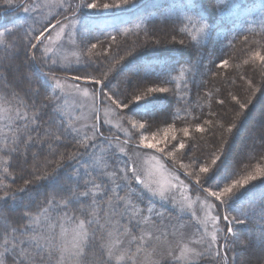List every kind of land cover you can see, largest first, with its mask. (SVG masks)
Here are the masks:
<instances>
[{
  "label": "trees",
  "instance_id": "obj_1",
  "mask_svg": "<svg viewBox=\"0 0 264 264\" xmlns=\"http://www.w3.org/2000/svg\"><path fill=\"white\" fill-rule=\"evenodd\" d=\"M26 2L27 0H12L11 4H7L5 0H0V32H4L5 28L12 30L0 37V144L7 140L11 145L17 128L22 123L17 116V109L21 113L27 111L29 117L34 111L39 112L40 127L30 133L33 137L43 136L45 127L51 126L54 129L55 124H50L53 119L57 122L62 120L65 126L72 128L65 119L66 115L61 112L59 96L51 92L41 75H55L93 85L83 79L75 80L76 76L89 75L103 81L102 84L93 85L99 92V99L102 95L112 96L113 100H124L125 97L132 99L148 88L169 89L166 93L149 94L145 97L148 101L146 104L136 102L140 104L139 107L130 105V110L118 108V114L137 124V129L133 130V140L127 141L130 146L141 147L137 144L138 136L146 135L153 141L163 136L164 140L166 129H171L172 135L183 140L185 148L177 151L175 156H168L172 149L166 146L163 153L154 151L172 169L184 176L190 177L185 166L196 173H199L201 165L215 168L211 161L221 154L222 148L227 151V156L223 158L221 168L226 167L231 173L225 183L264 170V109L257 116L253 114L255 108L264 103V62L254 57L256 52L264 55V0H129L120 7L107 9L102 6L121 4V0H67L63 7L57 2L50 7H43V21L38 20L34 25L31 21L22 23L14 20ZM89 4H95L96 7L90 9L87 6ZM73 17L82 19L86 27L76 39L83 61L75 69H49L50 66L42 65V44L58 26V22L61 24ZM99 18L115 19V22L110 27L103 28L93 25L92 21ZM202 25L206 27L201 30ZM43 27H47L48 31L41 38L38 49L33 50L28 42L31 40V43H38L34 37L39 35ZM33 52L35 60L32 59ZM223 60L228 61L227 68L221 66ZM26 76L31 77V80ZM13 93L18 96L13 97ZM233 96L236 97L235 100L232 99ZM21 100L25 104H21ZM220 101L224 103L221 104ZM237 101L240 104L246 103L247 106L240 108ZM33 104L35 107H32ZM140 124H144L148 130L141 129ZM197 124L205 131L199 132ZM233 124L235 127L229 132L228 128ZM250 125L256 126L252 137L247 130ZM185 127L189 129L187 137L183 133ZM98 131L101 135H97L95 140L84 141L92 145L87 149L78 144L83 139L78 131L65 137L56 154H50L47 145L30 148L27 167L30 169L33 164L32 152L39 153L37 160L40 165L46 161L51 162L47 167L49 172L58 163H62L64 166L60 175L65 184L77 182L73 177L77 167L83 172L85 166H91L90 170L92 167L104 169L107 164L110 165L106 169L109 174L117 168L123 169L126 156L117 152L115 146L109 143L120 138L102 126H99ZM171 132H168V142L176 143L177 141L171 140ZM153 134L158 137L150 136ZM20 147L23 148V144ZM60 153H64L65 157L68 153H78L79 158L75 161H60ZM6 158L5 153H0V169L9 167V172L14 173L17 178L13 182L9 177L4 181L5 184L16 189L23 185L25 179H33L32 176L21 173L16 166L17 158L8 159L7 164L4 162ZM193 158H196L195 163ZM130 165L129 163L128 166ZM92 174L97 176L95 171ZM35 175H39V172ZM120 176L122 173L118 174ZM192 176L191 180L196 185ZM65 177L70 179L66 180ZM128 180L135 190L132 200L144 208L148 207L147 193L142 190L139 181L133 179L131 173ZM79 183L83 184V180ZM103 183L112 186L107 176ZM115 183L119 185L123 182L117 178ZM208 186V183L204 185L205 188ZM51 190L43 181L33 185V194L40 201L44 199L43 194ZM95 191L98 206L94 214L105 228L100 229L93 224L96 240L85 249L79 264H98L101 242L117 238L122 231L119 227L112 237L107 235L106 220L112 209L107 203V197L102 196L100 190ZM116 191L119 196L127 198L129 189L117 188ZM236 192L237 195L230 201L228 208L221 205L219 211L244 221L235 226V232L239 236L238 240L245 245L241 247L237 241L232 246L234 250L221 251L226 252L229 257L228 264H264V246L256 239L264 232V176L257 177L245 189H237ZM68 195L64 193V196ZM21 196L26 197L27 194L22 193ZM60 199L61 197H57L58 201ZM90 200L91 197L84 203H90ZM18 205L19 201L14 203L11 199L6 203L0 202V216L7 217V221L0 219V228L5 223L17 226L23 223L18 219L22 211ZM123 207V203H120L116 214L111 216L112 221H118L120 226L131 217L119 214ZM78 209L79 205L76 204L69 205L68 208L49 209L50 223L55 224L58 239L62 228L66 227L68 231L75 228L78 221L73 217L84 219ZM29 211L34 216L39 213L35 205ZM242 212L246 214L241 215ZM131 222V234L137 235L141 227H134L137 219ZM37 231H40L38 227ZM125 240L123 239L124 247L135 252L137 244L125 243ZM246 247L249 250L245 251ZM150 248L151 245H147L144 249ZM144 255L139 254L138 264L150 263L149 254H146V259ZM167 258L160 260V264L165 261L172 264L171 258ZM210 259L212 258L205 257L197 264H208Z\"/></svg>",
  "mask_w": 264,
  "mask_h": 264
},
{
  "label": "snow or ice",
  "instance_id": "obj_2",
  "mask_svg": "<svg viewBox=\"0 0 264 264\" xmlns=\"http://www.w3.org/2000/svg\"><path fill=\"white\" fill-rule=\"evenodd\" d=\"M128 2L129 0H121V4H104L102 7L105 9L120 7ZM5 3L11 4L12 0H5ZM87 6L90 8L96 7L95 4H89ZM25 11L27 12L28 9L25 8ZM58 25L60 26L61 32H63L65 26L60 25L59 22ZM203 27H206V25H202L201 30ZM11 31V29L5 28L4 32H0V37H3L5 33H11ZM47 31L48 28L43 27V30L39 32V35L34 37L38 43H31V40H29L28 43L33 50L38 49L39 42H41V38L45 36V32ZM93 47H95V45H93ZM46 51L49 50L46 49ZM254 57L261 62H264V55H261L259 52L254 53ZM32 59L35 60L34 52ZM53 63H55V61ZM221 66L227 68L228 61L223 60ZM26 78L29 81L31 80V77L26 76ZM81 79L88 81L93 85L103 83L102 80H96L89 75L75 77L76 81ZM104 79H106V75ZM74 86L78 88V85ZM168 91L169 89L165 87L148 88L143 94L134 95L132 99L125 97L124 100H113L112 96H107V99L118 108L130 110V105L134 107L140 106V104L136 102H143L146 104L148 101L145 100V97L149 94L166 93ZM101 92H103V89H101ZM85 95H88L87 90H85ZM17 96V93H13V97ZM93 99H95V93H93ZM232 99L235 100L236 97L233 96ZM220 103L223 104L224 101H220ZM237 103L240 108H245L247 106L246 103L240 104L239 101H237ZM21 104H25V101L21 100ZM32 107H35V104H33ZM16 113L22 123L18 126L17 133L14 135L11 145H9L7 140H5L3 144H0V153L6 154L7 158L4 161L6 164L8 163V159L12 157L17 158L18 162L16 166L20 168L21 173L30 175L33 179H25L21 187L12 189L11 186L5 184L4 181L11 177L14 182L17 177L14 173L9 172V167H3L0 169V192H2V195H0V202L6 203L8 199H11L14 203L19 201L18 206L22 211L20 212L18 219L23 222L18 226L5 223L3 228H0V241H2L0 242V264H73V262L79 264V261L85 254V249L96 240L95 229L92 228L93 224L98 225L100 229L105 228V225L100 224L99 219H97L94 214L95 209L98 206L95 190H100L101 195L107 197V203L112 209L106 220L108 226L107 235L112 237L113 233L118 231V228L121 227L118 221L113 222L111 219V216L116 214V210L119 208L120 203H123L124 205L123 211L119 213L120 215H130L131 219H137V216L139 215L138 209L134 211L135 205L131 197L135 190L131 188V182L128 180V176L129 173H131L133 179L137 181L140 180V177L137 175L135 168H129L128 166L129 163L132 162L131 157L125 161L123 169L117 168L110 174L106 171L110 166L107 164H105L104 169L92 167L90 170L91 166H85L83 172L77 167L73 174V177L77 181L75 184H65L62 182L60 175V170L64 166L62 163H58L57 166L49 172L47 171V167L51 162L46 161L43 165H40L37 160L39 153L36 152L31 153L33 164L29 169L27 165L29 157L28 150L30 148L36 145H40L41 147L47 145L49 153L56 154L59 151V146L64 143L65 137L70 135L71 132H76L78 130L65 126L62 120L57 122L53 119L50 121V124H55L54 129L51 126L45 127L43 129V136L38 135L37 137H33L30 133L40 127L39 112L34 111L31 117L28 116L27 111L21 113L19 109H17ZM135 126L136 124L133 121L132 127L135 128ZM234 127L235 125L233 124L228 128V131L231 132ZM140 128L145 131L148 130L144 124H140ZM196 128L199 132L205 131V129L199 124L196 125ZM168 132L169 130L166 129L164 141L153 143L148 140L147 136H141L140 143L143 144L144 148L158 149L161 153L165 152L166 149L165 147H159V144L164 143L167 148L172 149V151L169 152V155L175 156L177 151L185 148V143L183 140H178L174 134L171 136V140L177 142L169 143L167 139ZM92 133L91 137L85 133L83 139L78 141V144L84 149L92 146L88 143H84V141L95 140L97 135H101L95 124L92 126ZM183 133L184 136L187 137L189 135V129L185 127ZM153 138H155V134H153ZM21 144H23V148L20 147ZM120 151L124 152L125 149L120 148ZM220 152L221 154L215 156L211 161L212 165L216 166L215 168L210 169L208 166L201 165L199 166V173H192V175L195 176V182L196 185L199 186V190L206 193L208 197H213L218 201V204L212 205V207L217 210H219L221 205L225 206L227 209L230 201H232L237 195L236 190L245 189V186L248 185L250 181L257 179V176L249 174L241 179L232 180L231 183H225V181L230 178L231 173L226 167L223 169L221 168V165L224 164L223 158L227 156V151L222 148L220 149ZM184 155L187 154L184 153ZM78 158V153H68L66 157L64 153H60V161H64L65 159L75 161L78 160ZM195 159L196 158H193L194 163ZM94 171L97 172V176H93L92 173ZM37 172H39V175H35ZM119 173H122V176L118 177ZM258 174L264 176V170H259ZM105 176L111 181V187L108 184L103 183ZM20 178H23V176ZM117 178H120L123 183L119 185L116 184L115 180ZM64 179L67 180L70 179V177H65ZM80 180H83V184L79 183ZM98 180L100 181L99 183L97 182ZM40 181L46 182V184L52 189L51 192L43 194V201H40L38 196L33 194V185ZM140 182L143 183V181ZM206 183L209 184L207 188L204 187ZM221 184L224 186L221 187ZM124 187L129 189L127 198L119 196L116 191L117 188L123 190ZM145 187H147V185H145ZM80 188H84L85 190L79 191ZM4 189L8 190L5 191ZM149 191H152V189H149ZM22 193H26L27 196H21ZM64 193H68L69 195L64 196ZM155 194L156 193L153 192V195ZM159 194L161 197L164 196L163 192H160ZM57 197H61V199L58 201ZM90 197V203H84V201H88ZM72 204L79 205L78 210L83 214L84 219L73 217V219L78 222L73 229L72 243L69 245L63 239L65 236L63 228L60 234L61 239L57 238L55 224L50 223L51 217L48 213L49 209L60 207L68 208L69 205ZM34 205L39 209V213L35 216L29 211ZM148 211L149 213H154L158 218L163 217V213L154 212L151 205H149ZM41 214H43V219H41ZM245 214L246 213L243 212L241 213V215ZM0 219L7 221L6 216H0ZM221 220L224 223V228L218 227V222ZM211 222L213 223L215 230L211 233V238L207 242L206 249L201 252L193 251L197 257H211L212 259L209 260L208 264H228L229 257L226 252H222L221 249L234 250L232 246L239 239L238 234L235 232V226L243 224L244 221L235 216L223 214L212 216ZM140 225H144L145 228L142 229V234L139 237L132 235L129 227L122 226L123 233H119L117 238L112 239L111 241H102L100 244V257L98 264H114V261L116 264H121V262H123V264H138V257L142 248L138 246L135 252H132L131 248L124 247L123 240L119 238L120 236H130L131 241H140L143 242L144 245H151L154 254L159 247L160 237L154 236L153 232L148 228V217L137 219V223L134 227H139ZM37 227L40 231H37ZM221 232L224 233L223 237L219 236V233ZM162 235L164 234L162 233ZM220 239H223V245L214 249L213 245H218ZM256 239L261 242L262 246H264V232L260 233ZM184 247L186 248V245ZM178 248L181 249V256L179 257L175 255V251ZM29 249H31V251H29ZM165 251L166 255L171 258L172 264H180V261L183 258L184 249L181 248L179 242L175 246L169 244ZM155 264H160V261H156ZM164 264H169V262L165 261Z\"/></svg>",
  "mask_w": 264,
  "mask_h": 264
},
{
  "label": "rangeland",
  "instance_id": "obj_3",
  "mask_svg": "<svg viewBox=\"0 0 264 264\" xmlns=\"http://www.w3.org/2000/svg\"><path fill=\"white\" fill-rule=\"evenodd\" d=\"M65 1L67 0H27L25 7L17 12L14 20L22 21V23L31 21L32 25H34L38 20L43 21V7H50L55 2L60 7H63ZM25 8L28 9L27 12ZM114 22L115 19L108 18H99L92 21L93 25L101 28L110 27ZM60 25L65 26L63 32H61L58 25L42 44L44 52V58L41 59L42 65L50 66L49 69H52L51 67L75 69L83 61L80 49L76 44V39L78 35H81L85 31L86 27L83 25V20L78 17L67 19V21ZM46 49L49 51H46ZM54 61L55 63H53ZM41 79L52 93H56L59 96L61 112L64 116L66 115L65 119L67 122L69 121L68 124L70 123L73 126L72 128L77 129L81 135L84 136L87 133L91 137L93 134L92 126L95 124L97 129L99 126H102L104 129L110 130L118 138L123 139L111 140L109 143L113 144L116 151L126 156L127 159L131 157L132 162H130L131 165L129 167L135 168L137 175L140 177V187L147 193V206L151 205L154 212L163 213V217L158 218L154 213H149L148 207L144 208L140 203L133 201L135 205L134 211L137 209L139 211L137 219L148 217V228L153 232L154 236L160 237L159 247L154 254L152 246L146 250L144 248L147 245H144L143 242L131 241L130 236H120V238L122 240L126 239L125 243H136L137 247H141L143 251H141V254H145L144 259H146V254H149L150 263L148 264H155L156 261L163 260L164 258L168 259L165 250L169 244L175 246L178 242L181 248L184 249L183 258L180 261L181 264H197L203 258L209 257H197L195 252H201L206 249L207 242L211 238V233L215 230L211 217L223 215L224 213L212 207L218 201L216 202L213 197H208L199 191L194 181L191 180L193 171L190 167L185 166L184 168L190 174V177H186L182 173L172 169L154 149L144 148L143 144L140 143L141 136H138L139 142L137 143L141 147L128 145L127 141L134 138L133 130L137 129V124L135 123L136 126L133 128L132 119L125 120L123 117H120L118 107L109 101L107 96L100 95L101 98L99 99V92L93 85L74 82L55 75L46 76L42 74ZM74 85H78V88ZM85 90H87L88 95H85ZM93 93H95V99H93ZM263 109L264 103H261L260 106L255 108L253 114L259 115ZM254 127L256 126L250 125L249 129H247L251 137L255 134L256 128ZM169 131L171 132L172 130L170 129ZM150 136L153 137V135ZM170 136H172V132ZM155 137L157 138L158 135ZM162 138L163 136H159L157 141H164ZM148 140L153 143L157 142L151 139ZM159 147H165V144L160 143ZM120 148H124L125 151L121 152ZM168 156L172 157L169 153ZM258 173L255 176L258 175L257 177H260ZM192 178L194 179L195 177L192 176ZM140 181H143V183ZM149 189H152V191H149ZM153 192L156 194L153 195ZM160 192L164 193L163 197L159 194ZM130 219L131 217L122 226H127L131 229L132 222L130 223ZM122 226L120 233H123ZM140 227L138 234L132 235L139 237L145 226L140 225ZM218 227L224 228L222 220L218 222ZM63 230L65 232L63 239L71 245L73 230L68 231L66 227ZM223 235V232L219 233L220 237H223ZM59 239H61L60 236ZM238 242L241 247L245 245L240 240ZM223 243V239H220L219 244L213 245V248L215 249L223 245ZM185 245L186 248L184 247ZM246 249L249 250L246 247L245 251ZM175 255L181 256V249H176Z\"/></svg>",
  "mask_w": 264,
  "mask_h": 264
}]
</instances>
